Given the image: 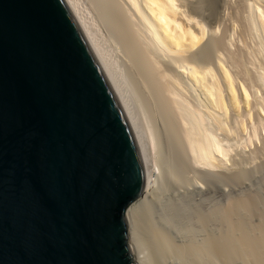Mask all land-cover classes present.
<instances>
[{
	"label": "water",
	"instance_id": "1",
	"mask_svg": "<svg viewBox=\"0 0 264 264\" xmlns=\"http://www.w3.org/2000/svg\"><path fill=\"white\" fill-rule=\"evenodd\" d=\"M152 157L70 0H0V264H145Z\"/></svg>",
	"mask_w": 264,
	"mask_h": 264
},
{
	"label": "rangeland",
	"instance_id": "2",
	"mask_svg": "<svg viewBox=\"0 0 264 264\" xmlns=\"http://www.w3.org/2000/svg\"><path fill=\"white\" fill-rule=\"evenodd\" d=\"M257 1L218 0L216 8H211L207 0H186L189 6L200 9H197L199 18L206 25L205 45L198 56L208 58L211 53L215 55L213 52L221 53L240 81H245L253 95L250 99L264 98V83L259 80L264 51L249 24L251 6H260L264 14V0ZM81 2L131 91L133 106L151 152L152 170L148 176L154 186L139 216L136 248L154 260L153 264H264V111L259 107V111L262 110L259 113L258 106L254 108L256 97L251 100L255 103L250 115L245 106L239 113L232 108L229 110L232 131H218L228 153L219 166L211 168L190 162L181 145L180 133L169 120L171 114L167 106L159 99L155 88L151 90L147 64L140 58L136 38L132 39L135 26L131 13L121 0ZM163 58L167 61L168 57ZM173 59L169 56L168 62L175 66ZM153 96L156 105L150 100ZM243 118L245 126L241 129L238 122ZM155 229L164 236L167 253L155 243L151 234ZM215 240L221 244L228 242L224 245V257L213 252ZM227 247L231 249L228 253Z\"/></svg>",
	"mask_w": 264,
	"mask_h": 264
},
{
	"label": "bare ground",
	"instance_id": "3",
	"mask_svg": "<svg viewBox=\"0 0 264 264\" xmlns=\"http://www.w3.org/2000/svg\"><path fill=\"white\" fill-rule=\"evenodd\" d=\"M70 1L79 13L100 57L111 73L130 114L140 127L138 116L133 106V100L131 97L132 95L130 93L131 91H129L120 71L115 67L109 52L101 41L102 39L100 40V36L98 35L92 23L90 14L84 7L81 0ZM121 1L126 7V11L128 10L127 12L131 13L130 17L132 16L131 19L134 22L135 31H133L135 36H132L133 38H131H136L135 41H137L140 46V58L147 64L146 73L149 75V80L151 82L148 80L147 81L150 82L151 85H149L153 87H150L151 90L155 88L159 99H161L162 103L169 108L168 109L165 107L166 110H169L171 114L169 116V120L174 125V127H176L175 129H178L176 131L180 133V137L183 142L181 145H183L184 147H182L185 148V152L187 154L186 157H189L190 162L193 161L194 163L205 167L213 168L219 166L223 161L222 157H226L228 153L227 149L223 145L222 139L219 137L220 135H218V131H223L226 133L232 131L228 122L229 110L232 108L239 113L241 112L240 109L242 106H245V108H247L248 115H250L251 110L257 108L258 106V111L259 107L264 111V98L262 96H258L259 98L254 96L256 97V103L254 102L255 100L253 103L251 102L252 98L254 97L250 99V97L253 95L248 89L245 81H240L239 76H237L229 67L227 58L223 59L220 56L222 55L220 52V54L217 55L216 52H213L215 55L212 56L211 53L210 57L208 56V58H200L198 56L201 54L203 45H205L204 39L207 36L205 34L206 25L200 19V12L197 10L199 8L189 6L186 3V0ZM207 2L211 8H214L217 5L216 2L218 3V0H207ZM250 13V27L252 31L256 33L259 39L260 48L262 47V50L264 51L263 11L260 6H257L256 8L251 6ZM120 18L122 20V17ZM166 56L168 57L167 61L166 58H163ZM169 56L174 58L173 62L175 63V66H173L174 64L168 62ZM261 69L262 72L259 75V80L261 83H264V67ZM142 80H144V78ZM143 82L145 84V80ZM254 94L257 95L256 91ZM157 97H155V99ZM150 100L155 101L154 96ZM154 103L156 105V101ZM254 103L257 105L253 108ZM243 120L245 119L243 118L238 122V128H244L245 121ZM153 186L154 185H152V181H150L148 176L144 195L134 201L127 210V218L129 222V239L145 264H153L154 260L151 261L150 257H148V255L145 254L142 249L139 251L136 248V241L138 238H136L137 236L135 230L139 229H137L138 225H140L139 216L142 212V209L144 210L143 207L147 203V196ZM151 234H153L152 236H154L153 238L156 241L155 243L157 246L163 248V250L166 251L167 244L161 232H159L158 229H155L151 232ZM213 242H216V240ZM221 243V241L217 240V242L213 243L212 245L214 246L215 244V246L211 247L213 252L215 251L216 254H219V256L222 255L224 257L223 254L226 251V246L224 245H227L228 242H225L226 244ZM229 245L230 244H228V246ZM203 247L205 246L203 245ZM229 247H227V253L230 252L229 250H231ZM164 253H167V251Z\"/></svg>",
	"mask_w": 264,
	"mask_h": 264
}]
</instances>
